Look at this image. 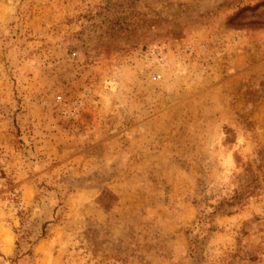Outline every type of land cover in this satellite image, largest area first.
I'll use <instances>...</instances> for the list:
<instances>
[{"label": "rangeland", "instance_id": "1", "mask_svg": "<svg viewBox=\"0 0 264 264\" xmlns=\"http://www.w3.org/2000/svg\"><path fill=\"white\" fill-rule=\"evenodd\" d=\"M0 264H264V0H0Z\"/></svg>", "mask_w": 264, "mask_h": 264}, {"label": "trees", "instance_id": "2", "mask_svg": "<svg viewBox=\"0 0 264 264\" xmlns=\"http://www.w3.org/2000/svg\"><path fill=\"white\" fill-rule=\"evenodd\" d=\"M239 193H241V192H236V194L233 196V199L234 200H238V202L240 200H242V194H243V193H241V195H239ZM220 205H222V203H219L218 204V206H220ZM205 218H206V215L201 211V215L198 218L197 224L200 225V226H202L203 223L206 222V219Z\"/></svg>", "mask_w": 264, "mask_h": 264}]
</instances>
